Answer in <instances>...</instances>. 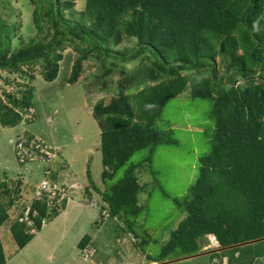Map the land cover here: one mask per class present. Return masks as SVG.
<instances>
[{
	"label": "trees",
	"instance_id": "obj_1",
	"mask_svg": "<svg viewBox=\"0 0 264 264\" xmlns=\"http://www.w3.org/2000/svg\"><path fill=\"white\" fill-rule=\"evenodd\" d=\"M27 1L36 36L12 53L8 46L13 36L0 38V71L23 75V67L38 65L40 77L51 83L69 43L77 57L68 84L80 82L83 62L91 57L99 62L95 80L102 92L114 71L120 77L108 102L99 101L91 109L100 130L103 184L135 153L173 143L158 125L169 100L188 91L190 98L212 103L209 151L199 159L195 184L180 202L174 200L184 216L159 255L146 256V263L196 256L199 242L213 236L221 250L208 255L207 264H222L224 259L226 264H262L264 241L258 240L264 239V0H85L81 12L75 10L78 0ZM130 42L134 46L128 52L124 44ZM132 90L138 91L128 94ZM33 91H23L20 97L7 94L6 104L0 101L1 127L16 128L34 115ZM138 167L131 165L104 191L86 171L82 204L99 205L95 226L140 213L143 185L135 175ZM57 168H48L44 177L56 179L64 171L79 182L68 164ZM0 188V229L11 220L13 208L23 206L8 229L17 250L28 246L43 223L66 206L64 201L50 209L45 194L30 204L20 203V181H0ZM122 231L136 240L139 252L146 251L148 241L136 236L131 226ZM91 244L92 238L85 235L77 248L89 250ZM6 263L0 239V264Z\"/></svg>",
	"mask_w": 264,
	"mask_h": 264
},
{
	"label": "rangeland",
	"instance_id": "obj_2",
	"mask_svg": "<svg viewBox=\"0 0 264 264\" xmlns=\"http://www.w3.org/2000/svg\"><path fill=\"white\" fill-rule=\"evenodd\" d=\"M84 2L85 0L77 1V12L83 10ZM32 10L27 0H0V38L8 34L13 36L8 53H12L21 43H26L36 36L31 22ZM14 24L19 26L14 27ZM133 46L131 42L124 44L128 52ZM63 57L58 77L51 83L43 81L40 77L41 68L38 65L29 69L23 67V75L0 71V101L4 104L7 94L20 97L23 91L34 89L33 121H26L16 128L0 126V181H20L24 191L20 203L27 204L31 203L36 189L45 182L40 163L32 162L20 166L16 161L12 146L16 136L24 134L25 129L27 134L42 139L53 148L54 145L59 146L54 164L63 165L67 160L73 170L70 163L73 156V168L81 170L77 174L80 180L84 167H87L92 181L101 191L121 180L131 165L140 166L135 175L143 185L138 194V205L142 210L136 217L128 216L124 220L109 218L95 226L100 214L99 205L89 206V210L83 214L84 211L73 203L68 211L47 221L28 246L17 250L8 229L23 206L13 208L10 212L11 220L0 229L6 264H147L145 257L149 255L155 258L159 255L161 247L184 216L174 200L180 202L188 189L195 184L199 159L209 151L210 134L214 128L209 115L212 103L209 99H192L187 94L188 91L169 100L163 108L158 125L168 133L173 143L135 153L125 166L116 170L114 176L103 184L100 178L103 170L100 130L91 115V109L99 101L108 102L116 93L114 88L120 77L114 71L105 79L107 90L102 92L99 81L95 80L99 74V62L91 57L83 62L80 82L70 85L67 80L73 61L77 57L71 44H66ZM132 67L128 65V69ZM158 83L159 81L147 86ZM142 88L144 87L138 90ZM138 90H132L128 94ZM86 143L88 149H83ZM148 158L149 163H144ZM64 179H67L66 176ZM126 226H131L136 236L148 241L149 246L143 254L134 247L136 240L126 233L127 230L121 233V229ZM73 228L79 230L77 235H69ZM84 235L92 238L93 254L88 261H83L77 249ZM199 245V255H210L220 250L212 236L201 240ZM202 257L177 264H207V256ZM226 263L227 260L224 259L222 264ZM261 263L264 264V260Z\"/></svg>",
	"mask_w": 264,
	"mask_h": 264
},
{
	"label": "clouds",
	"instance_id": "obj_3",
	"mask_svg": "<svg viewBox=\"0 0 264 264\" xmlns=\"http://www.w3.org/2000/svg\"><path fill=\"white\" fill-rule=\"evenodd\" d=\"M32 112H34V110ZM26 118L27 119L25 121H23L22 123H24L26 121L27 122L33 121V115L32 116H27ZM23 130L25 131V133L24 134H21V135L18 134L16 136L15 142L13 143V146H12L13 147V152L15 154V158H16V161H17L18 165L22 166V165H25V164H28V163L38 162V163H40L42 165L43 171L48 170V168L58 169L57 168V164H54V160H55V158H57V148H55V147L53 148L51 145L47 144L42 139H40L38 137H35V136H32V135H29V134H27V132H26L25 129H23ZM22 140L41 143L42 144V147H45V148L43 149V151H40L39 149H37V150L34 151V153H33L34 160L29 161L28 159H26L24 161H20V159H19V157L17 156V153H16V145L18 144V142H20ZM10 144H11V142H10ZM65 164L66 163L64 162L63 165H65ZM65 176H66V174H62V175L58 174L56 179L49 180V179H46L45 177L43 179L45 181L52 182V183H54V184H56L58 186H61V187H63V188L66 189V197L61 201V202H64L65 201L66 202V206H65L64 211H62L60 214L66 212V208L68 206V203H70L72 201L77 202L76 199L78 198L79 194L80 193H83V191H79V189H84L85 190V188H84V186L82 184L79 185V182L72 181L69 178L64 179ZM33 199H35V196L32 197V200ZM61 202L56 203L52 207H49V208L50 209H53L56 205H60ZM90 206H92V204ZM45 223H43V226L45 225ZM207 237H210V236H207ZM219 249L221 250L220 247H219ZM78 251H79V253L81 252L80 250H78ZM83 251H87L88 253H90V259H91V256L93 254V249L92 248H89V250L88 249L87 250L85 249ZM202 256H208V255H199V254H197L194 258H198V257H202ZM80 257L83 259V261H88V260H84V258L81 255V253H80ZM171 264H173V263H171Z\"/></svg>",
	"mask_w": 264,
	"mask_h": 264
},
{
	"label": "built area",
	"instance_id": "obj_4",
	"mask_svg": "<svg viewBox=\"0 0 264 264\" xmlns=\"http://www.w3.org/2000/svg\"><path fill=\"white\" fill-rule=\"evenodd\" d=\"M45 147H42L41 143L22 140L16 145V153L20 161L28 159L29 161L34 160L33 153L35 150L39 149L43 151ZM46 195L48 201V207H52L54 204L61 202L66 197V189L58 186L52 182L45 181L41 187L36 189L34 196L36 199H40L43 195ZM95 203H92V206H95ZM28 210L25 213V219L27 220ZM81 255L84 260H87L90 257V253L87 251H81Z\"/></svg>",
	"mask_w": 264,
	"mask_h": 264
},
{
	"label": "crops",
	"instance_id": "obj_5",
	"mask_svg": "<svg viewBox=\"0 0 264 264\" xmlns=\"http://www.w3.org/2000/svg\"><path fill=\"white\" fill-rule=\"evenodd\" d=\"M11 142V141H10ZM50 142V141H49ZM51 143V142H50ZM53 145V144H52ZM87 143L86 144H84V148L83 149H88L87 148ZM54 147H57V149H59L60 150V148H59V146L58 145H54ZM66 148V147H65ZM88 155V154H87ZM86 160H83V162H85ZM87 161H88V159H87ZM74 162H75V158H73V156L70 158V163H71V165H72V169L73 170H71V167L69 166V164H68V162H67V160L65 161V163L66 164H68V166H69V168H70V170L69 171H71V174L74 176H78L77 174H79V172L81 171V170H75L74 168H73V164H74ZM86 171H87V167H84V169H83V171H82V179L81 180H79V183L80 184H82L83 186H84V188L86 187V185H87V181H85L84 179H85V175H86ZM65 172L63 171V172H61L60 173V175H62V174H64ZM74 176V177H75ZM66 178H68L67 176H66ZM84 193V192H83ZM83 193H80L79 194V196H78V198L76 199V201L77 202H75V201H72V202H70V203H68V206H67V208H66V211H68L69 209H70V205L71 204H73V203H75L76 205H77V207L79 208V209H81V211L83 212V214L86 212V211H88L89 209V206H87V205H83L82 204V201H83ZM65 213V212H64ZM82 214V215H83ZM82 218H83V216H81ZM71 231H72V234H71ZM70 231V233H69V235H77L78 233H79V230H77V228H73L72 230ZM85 236V235H84ZM83 236V237H84ZM82 237V238H83ZM81 238V239H82ZM78 249V248H77Z\"/></svg>",
	"mask_w": 264,
	"mask_h": 264
},
{
	"label": "water",
	"instance_id": "obj_6",
	"mask_svg": "<svg viewBox=\"0 0 264 264\" xmlns=\"http://www.w3.org/2000/svg\"><path fill=\"white\" fill-rule=\"evenodd\" d=\"M258 241H264V239L263 240H258ZM258 241H254V242H258ZM253 242V243H254ZM247 244H249V243H247ZM234 247H236V246H234ZM234 247H230V248H226V249H224V250H227V249H232V248H234ZM195 256H192V257H189V258H184V259H181V260H178V261H173L174 263L176 262H181V261H188V260H191V259H193ZM166 264H171V263H166Z\"/></svg>",
	"mask_w": 264,
	"mask_h": 264
}]
</instances>
